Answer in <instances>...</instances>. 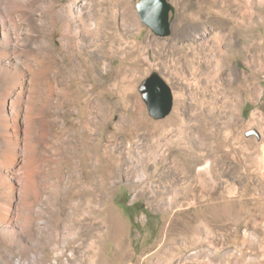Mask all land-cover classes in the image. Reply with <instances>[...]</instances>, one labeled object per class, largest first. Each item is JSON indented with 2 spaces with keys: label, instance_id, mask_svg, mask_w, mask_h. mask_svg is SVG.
I'll return each instance as SVG.
<instances>
[{
  "label": "rangeland",
  "instance_id": "1",
  "mask_svg": "<svg viewBox=\"0 0 264 264\" xmlns=\"http://www.w3.org/2000/svg\"><path fill=\"white\" fill-rule=\"evenodd\" d=\"M138 1L129 0L137 24H113L111 38L117 41L119 29L126 49L97 64L94 80L91 140L114 148L109 194L99 188L88 204L78 169L83 143L70 128L88 117L79 92L78 103L63 99L59 118L49 115L56 122L50 133L37 122L21 194L16 190L15 221L26 228L30 220L48 228L57 222L60 237H35L29 247L43 255L40 262L1 241L0 264H64L73 253L74 264H89L88 233L102 245L99 264H264V1L169 0L166 37L143 22ZM60 35L52 43L62 50ZM154 71L174 94L163 119L150 116L139 89ZM252 128L260 140L246 137ZM56 130L64 139L53 137ZM86 165V176L93 172L99 182L96 161ZM211 208L224 223L207 242L200 235L215 218ZM216 247L224 261L213 255Z\"/></svg>",
  "mask_w": 264,
  "mask_h": 264
},
{
  "label": "bare ground",
  "instance_id": "2",
  "mask_svg": "<svg viewBox=\"0 0 264 264\" xmlns=\"http://www.w3.org/2000/svg\"><path fill=\"white\" fill-rule=\"evenodd\" d=\"M117 21L125 29L137 24L129 0H0V242L10 248L16 247L34 262L36 259L40 262L44 257L29 246L37 244L36 236L39 239L49 234L51 238H59L57 222H53L52 228H48L45 221L35 225L31 220L29 228L20 226L15 221L16 190L20 193L23 188L32 133L37 122L44 135L50 133V128H56V122L50 121L49 115L59 118L64 110L63 99L71 104L73 101L78 103L81 100L79 92L84 94L82 100L88 105V117L74 120L70 128L80 132L83 143L78 169L91 196L88 204H93L92 196L99 188L104 190L105 196L109 194L107 185L112 184L110 161L114 148L112 145L103 146L100 141L92 143L91 136L95 123L93 95L97 64L105 62L104 59L113 53L123 52L128 45L122 44L125 39L119 29L117 41L111 38L113 24ZM58 30L61 31L62 50L52 43ZM92 52L96 55L91 56ZM78 78L83 79L80 87L75 86ZM99 94L101 97L98 98H103L104 91ZM138 121L135 120L137 124ZM61 126L67 129V123ZM55 132L53 137L64 139V132ZM87 160L96 161L99 182H95L93 172L86 176ZM105 196L102 198L104 204ZM100 212L104 216L102 223L106 224V207ZM90 234L86 241L92 254L87 262L99 264L102 245ZM107 236L106 232L103 241ZM76 258L73 253L69 262L64 264H74ZM28 264L33 263L29 260Z\"/></svg>",
  "mask_w": 264,
  "mask_h": 264
},
{
  "label": "water",
  "instance_id": "3",
  "mask_svg": "<svg viewBox=\"0 0 264 264\" xmlns=\"http://www.w3.org/2000/svg\"><path fill=\"white\" fill-rule=\"evenodd\" d=\"M136 6L143 22L156 35L166 37L171 34V14L174 13V7L169 0H139ZM139 89L150 116L163 119L171 113L174 105L173 90L157 71L152 72ZM245 135L256 136L259 140L262 136L257 128L246 130Z\"/></svg>",
  "mask_w": 264,
  "mask_h": 264
},
{
  "label": "crops",
  "instance_id": "4",
  "mask_svg": "<svg viewBox=\"0 0 264 264\" xmlns=\"http://www.w3.org/2000/svg\"><path fill=\"white\" fill-rule=\"evenodd\" d=\"M225 211L226 210H222L221 213H224ZM211 212H212L213 217H215V218L212 221H210L209 224L205 225L206 228L204 229V233L202 231L201 232V235L198 234V235L201 236V239H204L205 238L207 240V242H208V240L212 239L211 237L215 233V230L213 228L214 227H218V225L224 223L223 220L218 219L219 216H220V210L219 209H216V208L213 209V208H211ZM215 229H217V228H215ZM203 234H204V236H202ZM236 235H237V233L234 234V236H236ZM212 253H215L213 255H216V258H219V257H220V259L223 258L222 259L223 261L226 258V256H220V252H218L217 247H216V249H214V251H212ZM212 253H210V255ZM233 257H234V255H233ZM227 264H240V263H239V261H234L233 263L227 262Z\"/></svg>",
  "mask_w": 264,
  "mask_h": 264
}]
</instances>
